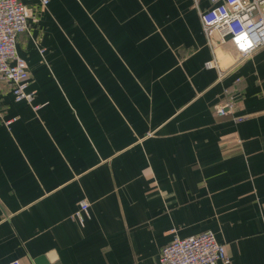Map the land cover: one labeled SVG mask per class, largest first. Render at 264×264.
I'll list each match as a JSON object with an SVG mask.
<instances>
[{"label":"crops","instance_id":"obj_1","mask_svg":"<svg viewBox=\"0 0 264 264\" xmlns=\"http://www.w3.org/2000/svg\"><path fill=\"white\" fill-rule=\"evenodd\" d=\"M21 1L35 96L0 82V264H160L207 231L264 264V46L237 64L227 42L220 74L210 0Z\"/></svg>","mask_w":264,"mask_h":264},{"label":"built area","instance_id":"obj_2","mask_svg":"<svg viewBox=\"0 0 264 264\" xmlns=\"http://www.w3.org/2000/svg\"><path fill=\"white\" fill-rule=\"evenodd\" d=\"M43 8L49 1L41 0ZM202 31L207 44L212 50V60L205 68L223 69L218 58V51L229 42L237 54L233 63L239 64L264 46V0H210V7L200 13ZM30 13L21 0H0V82L12 86L16 102L31 104L35 94L28 92L30 80L26 60L18 54L19 37L29 28ZM45 50H40L43 54ZM0 87V94H1ZM235 96H230L225 106L215 107L219 117L232 112ZM2 116L0 100V118ZM246 116L235 117L239 123ZM7 126L10 122L5 123ZM89 204L81 202L74 213L73 220L84 223L88 216ZM226 246L220 244L212 231L185 239L175 237L161 250L160 264H230ZM8 264H20L13 261Z\"/></svg>","mask_w":264,"mask_h":264}]
</instances>
